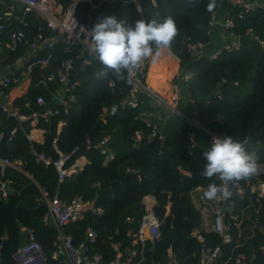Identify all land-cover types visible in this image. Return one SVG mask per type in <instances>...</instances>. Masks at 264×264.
<instances>
[{"label": "trees", "instance_id": "trees-1", "mask_svg": "<svg viewBox=\"0 0 264 264\" xmlns=\"http://www.w3.org/2000/svg\"><path fill=\"white\" fill-rule=\"evenodd\" d=\"M55 1L63 9L70 3V0ZM210 3L212 0H139L138 9L134 0H81L76 4L75 14L88 27L108 16L125 19L130 25L137 19L162 21L173 17L178 35L170 50L157 62L150 63L145 82L166 100L171 96L169 86L177 84L193 100L199 121L206 129L240 141L249 137L264 143V8L245 11L230 0H215V7L209 10ZM221 9L236 23L232 33L243 39L239 50H222L214 59H192L187 49L189 44L200 43L209 47L210 52L216 50L208 34L209 22L211 15ZM29 20L35 24L33 17ZM43 32L49 34L44 26ZM26 35L32 38L34 33L27 29ZM253 38H257L258 43ZM25 51L26 48L19 47L17 55ZM52 51L50 65L36 69L26 94L13 102L21 115L40 113L42 108L37 98L50 101L58 88V81L50 80L49 76L55 74L66 55L59 42ZM13 60L14 57L9 61ZM100 68V63L92 59L91 64L81 70L80 61L75 60L70 82L78 83L74 87L76 101L67 112L61 111L47 121L38 120L36 128L44 130L41 144L27 139L26 134L32 128L29 121L19 127L14 118L0 115L3 136L0 156L20 161L29 175L7 168L0 178L6 191L3 197L0 189L1 264H15L12 255L25 243L28 231L42 246L48 264H58L51 259L56 229L44 222L47 206L41 190L47 198L57 195L64 201L74 197L96 199L102 215H86L64 229L78 245L83 241L85 229L93 228L98 240L92 252L102 255L106 263L115 257L113 244H118L122 253L131 247L128 232L137 231L141 217L147 212L144 200L153 196V213L160 222L167 221L159 240L153 244L145 242L144 264L166 263L170 258H175L179 264H197L204 247L216 246L220 247L221 255L214 264H235L236 256L241 253L253 256L252 264H264V236L245 229L248 224L245 217H264V197L249 193L250 187L260 183L262 177L255 175L246 182L241 181L234 190L235 211L233 218L226 219L232 242L224 245L218 235L203 233L202 246L193 236L195 231H200L201 220L190 202V192L199 186L221 183L216 177L209 179L202 175L205 164L202 151L208 147L196 146L189 154L192 128L175 117L164 124L158 123L163 140L150 137L152 127L136 118L140 113H157L160 109L148 98L135 109L118 108L128 95L130 84L117 80L111 72L107 78L97 77ZM175 68L180 69V78L188 74L189 79L182 81L174 74ZM41 79L47 80L46 86L40 84ZM217 91L219 97H213ZM112 107L116 109L110 114ZM60 122L63 123L61 129L58 128ZM15 128L14 136H10ZM136 131L142 133V138L135 147ZM106 137L114 158L104 163L103 156L93 146ZM54 138L60 152L76 149L72 160L84 156L88 161L82 170L61 183L53 166L36 163L31 154L33 149L56 159L58 155L52 147ZM86 140L91 143L89 149L85 148ZM258 156L264 165V148L258 151ZM237 190L245 194L238 196ZM127 218L130 221H126Z\"/></svg>", "mask_w": 264, "mask_h": 264}, {"label": "built area", "instance_id": "built-area-1", "mask_svg": "<svg viewBox=\"0 0 264 264\" xmlns=\"http://www.w3.org/2000/svg\"><path fill=\"white\" fill-rule=\"evenodd\" d=\"M230 1L245 11H254L260 7L264 8V0H253L252 2H248L247 0ZM0 3L4 4L3 10L0 11V115L5 114L9 118H14L19 127L26 121L35 122L36 127L39 119L47 121L50 117L58 115L61 111L67 112L71 104L76 101L74 87L78 83H71L70 80L75 60L80 61L81 70H84L91 64V60L94 59L89 51L91 45L89 31L92 28L81 23L77 18L75 14L76 3L68 5L65 9L55 0H10L9 4H5L6 0H0ZM13 3H19L21 5L20 12L16 11L12 5ZM31 15L34 16L36 21L34 27H29V17ZM217 24V15L212 14L209 22V35H212V31ZM43 26L49 30L48 35L44 34ZM222 27L227 32L229 39H233L234 41L214 52H210L209 47L204 44H189L187 45V49L191 53L192 59L198 60L205 57L214 59L222 50L228 52L239 50L240 43L238 39L240 37L234 36L232 33L236 27L235 21L225 16ZM32 28L34 35L32 38H28L26 30H32ZM253 39L258 42L257 38ZM58 42L63 46L66 57L61 61L55 74L49 76L50 80L58 81L59 85L57 90L51 96L50 101L40 97L37 98L36 102L42 108L40 113H33L31 116L21 115L13 107V100L11 98L13 87L21 86L25 82L30 81L36 69L48 67L53 59L52 47ZM260 44L263 43L260 42ZM19 47L26 48V51L23 54L17 55ZM44 51H47L46 55H42ZM13 57V67L15 70H12L9 74L6 72L8 69L6 60ZM150 63V60H146L142 67L135 73L132 83H129V93L119 103L118 108L135 109L143 104L144 98L150 99L156 106L157 104H161L169 110V114L159 116L158 113H140L136 119L146 126L152 127L150 137H156L160 140H163V138L158 123L164 124L170 117L178 118L187 123L192 128L190 147L188 149L189 154L197 146L194 136L195 130H199L204 134L208 148L214 137H225L223 133L212 132L200 123L199 113L194 107L193 100L188 98L189 105L192 106L190 113L183 112L179 109L181 99L179 94L180 88L177 84H171L169 86L171 96L168 100L159 96L154 88L145 82ZM180 79L183 81V77ZM40 84L46 86L47 80L41 79ZM215 96L219 97L218 91L213 97ZM115 109V107H112L109 113L111 114ZM62 126L63 123L60 122L58 128L60 129ZM15 132L16 128L12 129L10 136H14ZM26 137L29 141H34L31 134H26ZM2 138L3 136L0 133V141ZM141 138L142 133L136 131L133 138L135 147L141 141ZM56 140L54 138L52 141V147L58 155L56 159H51L44 153H38L33 149L31 150V154L35 158L36 163H41L44 166H53L57 172L58 182L61 183L65 178L82 170V167L79 165L78 158L72 160L76 149L68 153H62L56 146ZM242 142L250 152L256 153L257 163L260 165L256 175L262 177L260 183L250 187L249 193L262 198L264 197V165L259 159L258 151L264 148V143L254 141L249 137L243 139ZM108 144L109 140L106 137L93 146L103 156L104 163L114 158V153L108 147ZM85 148H91L89 140H86ZM7 168L25 173L20 161L0 156V178L4 175ZM4 186L5 183L0 180V189L3 192V197L6 195ZM206 188L199 186L190 192V202L201 220L200 231H195L193 236L202 246H204L203 233H214L220 237L222 244H230L233 239L226 219L233 218L235 211L232 197L226 201L222 199L207 200L203 196ZM41 192L43 194L42 198L47 206V215L44 218V222L53 225L56 229V236L53 243L54 251L51 259L57 261L58 264H144L146 261L145 242L147 238L153 242L160 239V221L152 211L155 202H144L147 212L141 217L137 231L128 232V236L132 242L131 247L125 253H122L119 251L118 244H113L115 257L106 263L102 255L92 252L98 240V233L93 228L87 227L85 229L83 241L78 245L73 243L71 236L64 229L66 225L80 220L86 215H102L103 211L97 205L96 199L84 200L81 197H74L70 201H64L57 195H54L52 198H47L45 191L41 190ZM244 194L245 192L242 190H237L236 192L238 196H243ZM245 220L248 221L245 227L246 230L264 236V217L261 219H253L247 216ZM126 221H130V219L127 218ZM262 251L264 252V247ZM220 255L219 246L213 248L204 247V251L197 264H214ZM12 258L15 264H48L46 253L42 246L34 239L30 231L28 232L27 240L17 248ZM253 259V256H247L241 253L236 256L234 262L235 264H252ZM156 264H179V262L175 258H170L166 263L158 262Z\"/></svg>", "mask_w": 264, "mask_h": 264}, {"label": "clouds", "instance_id": "clouds-1", "mask_svg": "<svg viewBox=\"0 0 264 264\" xmlns=\"http://www.w3.org/2000/svg\"><path fill=\"white\" fill-rule=\"evenodd\" d=\"M214 7L212 0L209 10ZM177 35L178 28L171 16L162 21L137 19L132 25L114 16L103 18L89 31L90 54L101 65L96 76L107 78L111 72L117 80L132 83L144 62H157L170 50ZM202 156L205 161L202 175L221 182L210 183L204 191V198L210 201L230 199L239 183L248 181L260 168L256 153L232 136L214 137Z\"/></svg>", "mask_w": 264, "mask_h": 264}, {"label": "crops", "instance_id": "crops-1", "mask_svg": "<svg viewBox=\"0 0 264 264\" xmlns=\"http://www.w3.org/2000/svg\"><path fill=\"white\" fill-rule=\"evenodd\" d=\"M79 1L81 0H70V4L72 3H78ZM135 3H137V8L139 9V5H138V2L139 1H136L134 0ZM248 2H252L253 0H247ZM10 3V0H6V3L5 4H9ZM16 11L17 12H20L21 10V5L19 3H13L12 4ZM68 7V6H67ZM217 15V25L215 26L214 30L212 31V44L214 46V48L217 50L219 48H222L224 47L226 44L228 43H232L234 40L233 39H229L228 37V34L227 32H225L223 30V27H222V24L225 20V13L224 11L221 9L218 11V13L216 14ZM30 17H33L34 16H30ZM35 20V19H34ZM36 23V21H35ZM29 27L33 26L35 24H32L29 20ZM32 32L34 33V30L32 28ZM53 49V47H52ZM53 52V51H52ZM165 59V62L168 61V58H164ZM11 60V58L7 59L6 60V66H7V71L9 74L11 73V71L15 70L14 67H13V62L14 61H9ZM13 73V72H12ZM174 74L178 77L180 76V69H174ZM190 75L188 74H184L183 75V81H187L189 79ZM180 78V77H179ZM30 83H31V80L30 81H27L25 82L23 85L21 86H16V87H13L12 91H11V98L13 100V102L18 99V98H21L22 96H24L30 86ZM54 94V93H53ZM52 94V95H53ZM180 109L181 111L183 112H186V113H189L190 112V105H189V102H188V95L180 89ZM51 99V98H50ZM159 116H164L166 115V113L164 111H162L161 109L159 110V112H157ZM30 126L32 127L31 130L29 131V134H31V136L33 137L34 141L33 142H36V143H43V140H44V130L42 129H39V128H36L35 127V122H30ZM61 129V128H60ZM194 134H195V142H196V145L199 146V147H208V144H207V141H206V137L204 136V134L198 130H195L194 131ZM78 162H79V165L83 168L87 163V159L84 157V156H80L78 158ZM144 202L146 203H150V202H155V199L153 196H147L144 200ZM166 215H167V212H168V207L166 208ZM29 232V231H28ZM28 232H27V237H28ZM27 240V239H26ZM146 241H149L151 244H152V240L151 239H148Z\"/></svg>", "mask_w": 264, "mask_h": 264}, {"label": "water", "instance_id": "water-1", "mask_svg": "<svg viewBox=\"0 0 264 264\" xmlns=\"http://www.w3.org/2000/svg\"><path fill=\"white\" fill-rule=\"evenodd\" d=\"M136 1H139V0H136ZM77 4V3H76ZM3 8H4V4L3 3H0V11H2L3 10ZM91 28H93V24L91 25ZM242 38H239L238 39V41H239V43L240 42H242ZM258 43V42H257ZM157 107L159 108V109H161L162 111H164L166 114H169V110H167L166 108H164L161 104H157ZM231 199V198H230ZM167 216H168V214H167ZM166 221H167V219L166 220H164L163 222H160V224H159V230L161 231L163 228H164V226L166 225ZM154 242H152V244H153Z\"/></svg>", "mask_w": 264, "mask_h": 264}, {"label": "rangeland", "instance_id": "rangeland-1", "mask_svg": "<svg viewBox=\"0 0 264 264\" xmlns=\"http://www.w3.org/2000/svg\"><path fill=\"white\" fill-rule=\"evenodd\" d=\"M199 131V130H198ZM201 132V131H200ZM194 136H195V134H194Z\"/></svg>", "mask_w": 264, "mask_h": 264}]
</instances>
